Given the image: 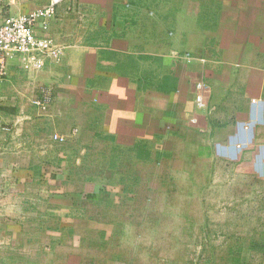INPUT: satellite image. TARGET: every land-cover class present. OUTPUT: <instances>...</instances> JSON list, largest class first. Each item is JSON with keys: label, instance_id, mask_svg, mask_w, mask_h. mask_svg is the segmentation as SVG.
<instances>
[{"label": "crops", "instance_id": "obj_1", "mask_svg": "<svg viewBox=\"0 0 264 264\" xmlns=\"http://www.w3.org/2000/svg\"><path fill=\"white\" fill-rule=\"evenodd\" d=\"M50 1L5 0L0 23ZM36 32L65 52L34 74L15 58L0 82V264H109L77 227L103 224L86 203L127 191L136 164L264 193V0H65Z\"/></svg>", "mask_w": 264, "mask_h": 264}, {"label": "rangeland", "instance_id": "obj_2", "mask_svg": "<svg viewBox=\"0 0 264 264\" xmlns=\"http://www.w3.org/2000/svg\"><path fill=\"white\" fill-rule=\"evenodd\" d=\"M135 168L142 175L138 182L126 184L123 193L116 190L109 195L118 203L110 208V215L101 217L108 191L94 193L93 203L91 199L86 203L85 216L103 224L91 220L94 225L77 227L92 243L82 249L88 247L95 256L109 254L100 258L109 264H264V243L259 242L264 237V193H244L245 184L258 182L247 179L237 184L238 179L226 176L164 177L165 166L155 163ZM133 188L138 199L121 207L120 200L128 198ZM120 222H127L126 227ZM100 234L109 241L101 243ZM100 244L102 253L96 246ZM113 255L118 257L112 260Z\"/></svg>", "mask_w": 264, "mask_h": 264}, {"label": "built area", "instance_id": "obj_3", "mask_svg": "<svg viewBox=\"0 0 264 264\" xmlns=\"http://www.w3.org/2000/svg\"><path fill=\"white\" fill-rule=\"evenodd\" d=\"M5 0H0V5ZM65 0H51L50 3L40 9L27 14L6 17L0 23V82L7 75V68L10 62L19 58L23 67L29 73H37L46 67L48 61L59 62L64 56L65 48L48 36H39L36 27L39 25L42 31L48 32L50 21L56 16L58 6ZM198 94L196 106L199 110L207 109V101L204 92L208 87L204 81L196 85ZM49 100V98H46ZM32 103L47 110V101L34 99ZM196 122V118L191 119ZM56 142H66V137L54 134Z\"/></svg>", "mask_w": 264, "mask_h": 264}, {"label": "trees", "instance_id": "obj_4", "mask_svg": "<svg viewBox=\"0 0 264 264\" xmlns=\"http://www.w3.org/2000/svg\"><path fill=\"white\" fill-rule=\"evenodd\" d=\"M133 180H134V179H133ZM122 181H123V179H122ZM109 195H110V194H109ZM135 197L138 198L137 195H136ZM130 198H131V197H130ZM111 200H112L111 197L108 196V201L104 203L106 208H108V206L110 207V206L112 205ZM97 204H99V205L102 204V200L98 201ZM259 242H260V243H264V241H259ZM262 251H264V250H262ZM247 252H248V251H247Z\"/></svg>", "mask_w": 264, "mask_h": 264}]
</instances>
